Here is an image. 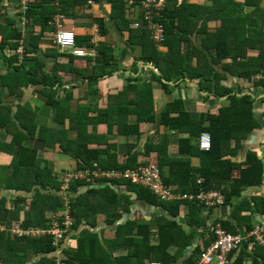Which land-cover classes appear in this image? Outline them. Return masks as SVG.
Listing matches in <instances>:
<instances>
[{"label": "trees", "instance_id": "obj_1", "mask_svg": "<svg viewBox=\"0 0 264 264\" xmlns=\"http://www.w3.org/2000/svg\"><path fill=\"white\" fill-rule=\"evenodd\" d=\"M88 1L63 0L61 8H57L54 0H31L25 9V5L20 0L15 17L0 7V14L7 17L5 24L0 22V57L4 59L6 64L4 66H9L5 77L3 74L0 75V93H3L2 86L10 89L8 94L4 91L7 110L0 106V131L5 129L8 132L13 128L10 143H5L0 139V185H6L4 189H1L2 192L11 190L14 193L10 202L6 195L0 197V248L3 247L0 250V263L35 264L32 259L42 255L43 259L40 264H144L145 259H151L152 262L159 261L163 264H175L178 257L171 254L170 249L191 246L193 240L187 236L188 240L179 242L177 238L182 240L180 236H186V233L174 221L155 226L157 231L154 234L141 229L134 236L129 230L125 241L131 249L129 254L110 258L111 252L101 244L99 232L94 231L98 227L96 220L99 211H110L108 207L100 204L101 194L96 203L93 201L98 190L96 185L116 184L133 188L139 197H146L151 204L165 206L167 209L174 208L169 209L172 219L176 218V213L181 206L188 205L190 212L187 214V221L189 227L193 229L205 227L207 223L203 220L202 213L206 209L211 211L217 207L198 206L184 199L163 202L148 188L125 179L106 176L99 178L93 172H121L137 169L140 166L156 165L161 170L163 182L172 189L175 196L198 193L201 189L210 191L215 187L225 195L223 206L234 205L233 200L241 197L244 190L252 186L263 185L261 175H263L264 167L258 156L253 153L247 155L243 162L249 164V167L241 169L240 163L233 158L232 160L225 158V154L229 153L234 157L236 150L231 149L232 144L238 143L239 148L242 141L259 127L255 109L257 104H264V97L258 99L259 94L254 97L251 94L239 96L242 94L240 91L242 88L239 87L238 80L249 82L264 94V78H257L264 75V41L259 40L260 45L256 49L259 52L257 57H248L247 55L251 54L249 51H244L245 56L239 55L238 51L231 49L226 41L221 40L220 27L217 32L206 30L212 21V15L220 18L229 15L226 9H214L216 6L211 9L202 5L197 7L186 0L180 4L178 0H167V7L157 19L164 25L165 32L164 42L159 45L151 39L147 20H144L140 13L139 0H135L133 6L129 5L128 0H94L95 8L100 11L99 15L94 10V6L88 4ZM82 5L83 11L80 9ZM235 8L236 14H232L229 8V23L237 29V25L240 26L241 23L243 4H238V6L236 4ZM87 9H92L93 12L85 13ZM57 12L64 13L67 22H73L72 25L89 29L84 36H79V44L85 42L91 47L94 46L95 43L92 42V45L89 42L90 33L96 25L99 27L100 37L97 46L99 55L94 60V64L88 65L87 72H85L87 69L84 72L78 70L86 76L89 83L97 84L101 78L104 79L105 75L106 78L107 75L112 76L119 66L115 54L117 49L131 54L128 49L134 50L136 46H140L141 54L138 58H132L133 64L143 62V68L150 65L142 70L144 73L148 69L151 70L149 81L142 82V76L128 78L134 84L128 89L132 91L133 87L136 88L134 90L136 98L126 104V99L122 96L124 92H122L116 97L115 115L111 114L116 119V124L119 125L117 134L128 138L127 159L124 164L117 161L118 144H107L105 149L95 147L93 144L97 142L93 137L97 136V131L88 134L86 116L79 117L80 111L70 110L69 99L72 97L70 93L72 88L65 87L64 78L60 74L62 68L59 57L61 54L54 48L43 52L42 58L53 60L50 70L46 69L38 55V44L45 31L51 29L52 26V31L55 32L52 22ZM250 17L252 14H246L244 18L248 21ZM135 22H138V27L134 26ZM36 25L41 27L37 35L33 28ZM254 32L257 31L244 32L243 37L247 45L255 39L254 37H264L262 34L254 35ZM111 35L115 40L107 41V37ZM103 37H105V42ZM228 39L237 40V34L229 35ZM49 42L52 43L51 40ZM20 46L24 50L22 59L18 53ZM31 53L34 56H31ZM69 57L73 58V56ZM86 59L92 61V58ZM227 59H231V62H226ZM69 71L72 73L73 69L69 67L67 72ZM255 78H257L256 81ZM154 81L158 82L163 95L164 105L158 111L155 109L153 96ZM190 83L197 84V87L191 86ZM16 85L20 87L17 90ZM25 88L30 89V92L40 93V99L43 100L46 109L51 112L50 115L56 123L64 124L66 128L68 124V130L75 129L76 143L65 142L66 136L63 138L62 132L42 125V119L37 117L36 112L29 109L28 101L27 103L19 101L15 109L14 104L8 103L13 99L9 98L17 94V91L24 95ZM192 90H197L200 101L206 102L214 98L213 109L209 108L204 112L193 114L188 105L190 100L188 96ZM204 92L207 95H203ZM16 109H18L17 113L14 111ZM132 113L138 118L134 125L126 119ZM14 118L20 122L19 127L16 126L17 122H11ZM109 118L103 120L108 121ZM142 122L152 123L164 130L158 143L147 142L144 145V151L140 154L150 156L152 152H157V157L146 163L138 162V153L135 151L138 147L137 142L143 135L140 127ZM108 131H113V128H109ZM172 133L179 135L178 144L181 155L200 160L197 168L193 169L189 158H172L168 155L167 150ZM203 133L211 135L212 148L209 151L200 149L199 142ZM130 137H136V143L132 142ZM37 142L44 143L42 146L44 156L51 155L47 150L50 148L75 158L77 166L73 171H69L71 176L91 172L88 176L91 179L72 178L68 180L67 172L63 173L64 170L56 169V162L52 164L54 162L47 157L40 160L39 148L34 146ZM234 148L237 149V146ZM104 154L106 158L103 157ZM3 155L12 157L10 165L2 164ZM165 165L170 168L168 176L164 173ZM237 168H240V177L232 180L231 172ZM199 178L205 180L202 185L198 183ZM106 189L109 191L110 187ZM21 191L25 192L23 195L30 193L33 195L27 201L19 194ZM9 204L12 208L7 207ZM240 205L235 210H242ZM255 207L261 214H264V200L261 203H255L254 206H248L252 214L255 213ZM3 213L7 215V219L2 217ZM46 213L51 214L49 218ZM67 215L71 226L63 223ZM105 215L110 217L109 214ZM113 216L118 218L121 214L115 211ZM246 219L247 222L244 225L246 232L243 234H236L237 229L234 230V227L226 222L217 223L213 228L208 226L205 231L209 232V235L204 239L207 248L200 251L201 248L197 247L199 251L195 250L185 263L198 264L201 254L216 241L217 226L233 235H245L257 228L253 226L251 217ZM53 221H58L60 229L64 231L60 238L52 232L37 238L26 235L18 236L14 233L17 226L24 231H28L29 228L33 231H52ZM83 227L85 228L80 231L82 234L79 235L78 230ZM194 234L195 232H192L193 236ZM155 238L156 243L152 242ZM69 239L77 241L74 249L67 244ZM248 244L249 242L246 241L230 253L229 264H264V247L257 245L254 250H248ZM58 252H61L60 257ZM132 257H138V260L131 262Z\"/></svg>", "mask_w": 264, "mask_h": 264}, {"label": "crops", "instance_id": "obj_2", "mask_svg": "<svg viewBox=\"0 0 264 264\" xmlns=\"http://www.w3.org/2000/svg\"><path fill=\"white\" fill-rule=\"evenodd\" d=\"M135 1V0H134ZM190 1L191 4L199 7V6H206L208 8H213L214 9H226V11L229 13V15H226L225 18H220L216 17V15H212L211 19L212 21L210 22L209 26L206 28L207 32H217L218 27L221 28V40L226 41L228 46L233 49L238 51L239 55H244V51H249L251 54L247 55L248 57H257L259 55L258 46L260 45V39L264 41V37L262 36H257L254 37L255 39L249 44H246V39L243 37L244 32H247V30L250 31H257L254 32L253 34L259 35L262 34L264 35V0H186ZM140 2V0H139ZM20 0H2L0 3V7L2 9H5V11L15 17L18 13V6H19ZM180 4V3H179ZM236 4H243V14L241 17V23L240 26H238L237 29H235V26L231 23H229L230 20V10L232 11V14H236ZM56 6V5H55ZM84 9L83 5L80 7V9ZM230 8V10H229ZM82 9V11H83ZM97 9L94 7V10ZM141 10V9H140ZM81 11V12H82ZM87 12H93L92 9H87L85 13ZM252 14V17L246 21L244 18L245 15ZM0 22L5 24L7 22V17L3 14H0ZM69 23L72 24V22L68 21ZM234 22V21H233ZM32 23V22H31ZM30 23V24H31ZM71 24L67 25V28L73 29V31L76 32L77 34V41H76V48H71V47H63V48H58L56 45L54 46L53 43H50L49 41L53 40V35L52 31L53 27L51 26V29L48 31H45L43 34L42 38H40V42L38 44V55L42 62L44 63L46 69H49L52 67L53 60L48 59L46 57L42 58L43 52L49 51L51 48L56 49L61 56L59 57V62L63 58V61L65 64L60 63L61 65V76L62 78H69V82L65 83L66 88H72L71 93V98L69 99V107L70 110L73 112H79L80 115L79 117L86 116V121L88 126V134L92 131H97V136L93 137L96 139L95 144H93L95 147L103 148L107 146V144L110 143H117L118 144V149H117V161L120 164L126 163V154H127V141L128 138L118 135L117 131V125L116 124V119L113 118V114L115 115V108L117 107V99L116 97L120 95L122 92H124V99H126V104H129V101L136 98V93L134 90L136 89L133 87L132 91L128 88H130L133 84V81L129 80V77L137 78L142 76V82L149 81L151 79V75H149V79L145 78V73L142 71L143 69H147L150 65H146V68L144 67L143 62H138L137 65H134L132 58L135 56L138 58L141 54V47L136 46L134 50L131 48L128 49L129 52L125 53L121 49H117L116 51V59L119 61V66L118 68L113 72L112 76L110 77L106 75L103 78L100 79V82L97 84H94V82L89 83L86 79V76H83L82 72L88 71V65L94 64V60L98 57L99 51L97 49L99 39L95 38L98 43H96L94 46H89L87 43L79 44V36L82 35L84 36L88 30L84 31L85 27H76L72 26ZM33 25V23H32ZM51 25V23H50ZM228 25V27H226ZM34 28L35 34H39L41 31L40 25H36ZM80 32H78V31ZM262 32V33H261ZM237 34V40H229L228 37L229 35H234ZM112 36V35H111ZM107 37V41H112V39L115 40V38L112 36ZM100 37V36H99ZM92 32L90 33V39L89 42L92 44ZM117 40V39H116ZM105 42V37L103 39ZM93 45V44H92ZM122 46V45H121ZM234 47L236 49H234ZM248 52V54H249ZM120 53V54H119ZM35 55L36 52H34ZM34 54H30L31 56H34ZM126 55V60H121V56ZM129 55V56H128ZM73 56V58L69 57ZM245 56V55H244ZM86 58H92V61L87 60ZM128 58V59H127ZM73 60V61H71ZM129 60V61H128ZM196 60V59H195ZM231 59H227L226 62L230 63ZM196 62V61H194ZM125 63V64H122ZM4 65V59L0 57V75H6L8 72V65L5 67ZM73 69V72L71 73L70 71L67 72L68 68ZM88 67V68H87ZM76 69V70H75ZM154 70H157L153 68ZM70 70V69H69ZM75 70V71H74ZM82 71L81 73L78 71ZM8 76V75H7ZM3 77V78H4ZM237 80V79H236ZM243 81V80H241ZM244 82V81H243ZM138 83V82H137ZM240 84L239 87L242 88V94H239V96H243L245 94H251L253 97L257 94L258 99L264 97V94L261 92L260 89L252 86L249 82L248 84ZM142 84V83H138ZM194 85L197 87V84L190 83V85ZM191 85V86H192ZM17 86V85H16ZM20 87H15V89H19ZM153 96H154V103H155V109L158 111L164 104H163V95L161 94V91L159 89L158 83H153ZM1 89L3 90V93H0V106L2 108L6 109V94L9 93L10 89L2 86ZM14 89V90H15ZM5 91V93H4ZM24 95L22 92L17 91V94H13V97H10L9 99L13 98L11 101H8V103L14 104V109L17 107L16 105L19 103V101H23L24 103H27L28 101V106L29 109L37 113V117H40L42 125L49 127V128H54L60 132H62V136H66L64 139L65 142H70V143H76L77 141V132L75 129H67L64 124H58L56 123L51 115L50 111L45 107V104L42 99H40V93L36 92H30V89L25 88L24 90ZM29 91V92H28ZM191 93L189 97V109L192 111L193 114H198L201 112L206 111V109H213V104H214V98L210 99V101H200L198 99V93L197 90H192L190 91ZM203 95H207V93H202ZM23 98L21 99V97ZM225 99V98H223ZM262 104V103H261ZM263 105V104H262ZM218 106V105H217ZM203 108V109H201ZM206 108V109H205ZM218 108V107H217ZM255 113L258 118V124L259 127L256 128L253 133H251L244 141H242L241 146L238 148V143L234 142L231 146L232 150H236V154L231 156L229 153L225 154V158L231 159L232 158L240 163V168L244 169L249 167V164L244 163L243 161L247 157V155L253 153L254 155L258 156L259 159L261 160L262 167H264V117L263 119L259 115V111L262 108L261 105L256 106ZM17 110L16 111L17 113ZM258 110V111H257ZM112 114V115H111ZM259 115V117H258ZM112 116V117H111ZM107 117H110L108 121H104L103 119L106 120ZM127 122L130 124H136L138 121L137 115L132 113L129 114ZM11 122H17V127L20 126V122L16 120L15 118L12 119ZM113 124V125H112ZM144 125H149L150 129L149 130H144L143 131V126ZM140 127L142 129V138L139 140L138 147L135 150L138 153V162L139 163H146L150 159L157 157V152L154 151L150 154V156H146L143 154H140L141 152L144 151V145L147 142H156L158 143L159 140V135L164 132L162 127L154 125L152 123L148 122H142L140 123ZM113 128V131H108ZM13 128H11V131L6 132L5 129L0 131L1 135H4L5 137H2L0 135V139L3 140L5 143H10L12 140V132ZM161 130L163 132H161ZM66 131V133H64ZM158 133V134H157ZM171 141L168 145V150L167 153L170 157L172 158H189L192 166L194 167L193 169L197 168L200 164V160L195 157H189L188 155H181L179 153V135L176 133L171 134ZM10 139L9 141L7 139ZM136 138V137H135ZM134 137H130L132 142L136 143V139ZM107 139V140H106ZM8 141V142H7ZM39 143V144H38ZM44 143L42 142H37V144H34V146H38L39 148V156L40 160H43L44 158H49L51 159L54 164L56 162L57 167L56 169L58 170H64L63 173L68 174V176H71L72 174L69 173V171H73L75 166H77V160L69 154H64L59 151H54L53 149L47 148V150L50 152L51 155H43V149L40 146H43ZM237 146V149L234 147ZM97 147V148H98ZM134 151V150H133ZM134 151V152H135ZM4 157H8L9 155H3ZM2 156V160H3ZM103 157L106 158V154L103 155ZM12 157H10V163H11ZM46 161V160H45ZM8 163L7 165H10ZM3 164V162H2ZM5 165V164H4ZM240 168H237L233 170L231 173L232 180H236L240 177ZM164 173L165 176H168L170 174V168L168 166H164ZM263 175H261V179H263V185L260 186H252L246 190H244L241 194V197L235 198L233 200L234 205H225L222 207H217L214 209H206L204 213H202V218L207 223V225L203 228H191L189 227L187 217L190 212V209L188 205L181 206L178 209V212L176 213L177 216L176 218H173L170 216L171 210L174 208H168L165 206H160L157 204H151L148 202L146 197H139V195L133 190V188H130L125 185H107V184H98L96 185V188H98L97 192L94 195V200L95 203L97 199L99 198V195L101 196L100 198V204L102 206H106L109 208V212L105 211H99V215L97 216V222H98V227L97 229L95 228V232H99L100 234V242L101 244L105 247V249L109 250L111 252V255L109 254L110 258H115L117 256H126L129 254V246L126 245L125 243L128 235V231L131 230L133 235L135 236L137 232L141 229H144L146 231L152 232L153 234L157 231V225L166 223L168 221H174L177 223V225L183 229V231L186 233V236H180L182 238L177 240L180 241H186L188 240L187 236L189 238H192V245L187 246L185 248L181 249H175L171 248L170 253L175 254L178 257V260L176 261L175 264H188V262L185 263L186 259L190 257L195 250H197V247H200L201 250H205L206 243L204 242V239L208 237V233L206 232L205 229L209 226L212 227L215 226L217 223L220 222H226L229 223L230 226L234 227V230L237 229L236 234H243L246 232L245 230V224L247 222L246 218L251 217L252 218V223L253 226L258 227V226H263L264 225V214H261V212L258 211V208H254L255 213L252 214L248 206H254L255 203H261L262 200H264V172H262ZM94 187V186H93ZM106 187H110L111 192L106 189ZM92 188V187H91ZM14 192V191H13ZM113 192V193H112ZM4 196L6 195L8 198L12 197L14 193L11 192V190H6L4 192H0ZM20 195L23 196L24 199L28 201L33 195V193L30 194H25L24 191H21L19 193ZM109 196L111 198H109ZM162 201V200H161ZM164 202V201H163ZM241 203L245 205H240ZM242 210H235L236 207H239ZM8 208H12V206L9 204L7 206ZM261 208V206H260ZM171 209V210H169ZM117 211V213L121 214L120 217L114 218L113 214ZM234 211V212H233ZM105 214H109L110 217H108ZM233 214V215H232ZM51 215V214H50ZM47 218H49L48 215H46ZM254 220V221H253ZM110 221V222H109ZM257 221V222H255ZM110 223V224H109ZM85 224V223H84ZM124 225V227H122ZM85 227L80 228L78 230L79 235L82 234L80 231H83ZM211 228V231H212ZM31 228H29L28 231H30ZM181 232V231H179ZM192 232H195L194 236L192 235ZM213 232V231H212ZM77 233V234H78ZM14 237V236H13ZM15 238V237H14ZM37 238V237H34ZM154 243L157 242V239H153ZM67 244L69 245L70 248L74 249L77 245V241L75 239H69ZM199 251V250H197ZM58 256L60 257L61 252L57 253ZM22 258V257H20ZM19 258V259H20ZM43 256L38 255L36 258L32 259V262L35 264H40L42 261ZM59 260V258H58ZM138 260V257H132L131 262H134ZM153 260L151 259H145L144 264H151ZM111 262V261H109ZM157 263H161L159 261H155ZM2 264V263H0ZM112 264V263H109ZM163 264V263H161Z\"/></svg>", "mask_w": 264, "mask_h": 264}, {"label": "built area", "instance_id": "obj_3", "mask_svg": "<svg viewBox=\"0 0 264 264\" xmlns=\"http://www.w3.org/2000/svg\"><path fill=\"white\" fill-rule=\"evenodd\" d=\"M31 0H21V3L25 5V9L29 5ZM183 0H178L181 3ZM89 3H92L90 1ZM129 5L133 6L135 1L128 0ZM141 10L140 13L144 20H147V25L151 31V39L154 40L156 44H162L165 38L164 25L160 23L157 19L161 16V12L167 7V0H140ZM54 26L58 29L54 42L59 46L71 45L74 46L73 36L61 29L60 19H55ZM135 27H138V22L134 23ZM21 57L24 55L23 48L18 50ZM258 79L264 78V75L258 76ZM199 146L201 150L209 151L212 147L211 135L209 133H203L200 137ZM91 172L81 173L80 175L72 176L71 178H87L91 179ZM93 174L99 178L104 176L109 178L125 179L139 186H143L152 191L160 200L170 201L175 198L189 200L194 202L196 205H205L206 207L221 206L225 202V197L219 189L215 187L210 191H204L201 189L198 193L183 194L175 196L169 187H167L161 177L160 169L155 165L140 166L137 169H131L121 172H96ZM105 177V178H106ZM68 181V180H67ZM205 182L204 178H199L198 183L202 185ZM67 212V211H65ZM64 224L71 226V221L69 216H66ZM16 229V230H15ZM14 233L18 236H45L46 233L52 232L57 238L62 237L64 231L60 229L58 221H53L52 231H24L17 226ZM216 241L210 246V248L201 254L200 261L198 264H227V254L232 249L238 248L244 242L248 241V250H254L257 245L264 247V227H257L251 230L245 235H233L224 230L222 227L217 226L215 229ZM215 258L217 262L214 263ZM158 264V263H153Z\"/></svg>", "mask_w": 264, "mask_h": 264}, {"label": "rangeland", "instance_id": "obj_4", "mask_svg": "<svg viewBox=\"0 0 264 264\" xmlns=\"http://www.w3.org/2000/svg\"><path fill=\"white\" fill-rule=\"evenodd\" d=\"M95 11L97 12V14L99 15V13H100V11L98 10V9H95ZM73 23V22H72ZM69 24H71V23H69V22H67V23H65V27L67 26V25H69ZM72 25V24H71ZM73 26V25H72ZM74 27V26H73ZM70 29V28H69ZM71 30H73V29H71ZM86 30H89V29H86V28H84V31H86ZM78 31V30H77ZM79 32V31H78ZM80 33V32H79ZM96 38L97 39H99V34H97V36H96ZM103 39H104V37H103ZM96 43H98V41L96 40ZM20 48H21V46H20ZM20 48H18V50H20ZM11 52H9V54H10ZM120 54V53H119ZM129 56V55H128ZM126 55L125 56H121V60H126ZM136 57V56H135ZM22 58H24L23 56L21 57V59ZM124 58V59H123ZM128 59V58H127ZM129 61V60H128ZM130 63L132 62V61H129ZM60 63H62V64H65L64 63V61H63V58L60 60ZM122 64H125V63H122ZM156 71V70H155ZM149 75H151V70H147V72L145 73V78L146 79H149ZM257 80V78H255V81ZM64 82H66V83H68L69 82V78H64ZM155 83H158V82H156V81H154ZM153 82V83H154ZM239 82H241L242 84H248V82L247 81H241V80H238V83ZM192 85V84H191ZM193 87H195L194 85H192ZM6 99V98H5ZM189 105V104H188ZM259 105H261L262 106V108L260 109V113H259V115H260V117L263 119V117H264V104L262 105L261 103H259V104H257L256 106H259ZM201 109H203V108H201ZM206 109V108H205ZM256 109H258V108H256ZM207 110V109H206ZM258 111V110H257ZM259 115H258V117H259ZM70 125V124H69ZM150 129V126L149 125H144L143 126V131L145 130H149ZM92 132V131H91ZM161 132H163L162 130H161ZM158 134V133H157ZM1 135V134H0ZM159 135V137H161V135L160 134H158ZM2 137H5L4 135H1ZM8 141L10 140L9 138L7 139ZM7 141V142H8ZM42 147V146H41ZM10 157L11 156H8V157H3V160H2V162H3V165L5 164V165H7L8 163H10ZM51 163V162H50ZM52 164H54V163H52ZM53 168H54V165H53ZM69 177V176H68ZM6 187V185L5 184H1L0 185V192H2V190L1 189H4ZM45 192V191H44ZM1 195L2 194H0V197H1ZM13 197H14V195L12 196V197H10L9 199H8V201L10 202V200H12L13 199ZM7 201V202H8ZM21 215V214H20ZM46 215H48V216H50V214L49 213H46ZM2 217L3 218H5V219H7V215L5 214V213H3V215H2ZM10 223H11V220H10ZM17 223V222H16ZM15 223V224H16ZM14 224H12V226H13ZM37 237H39V236H37ZM3 249V247H1L0 248V250H2Z\"/></svg>", "mask_w": 264, "mask_h": 264}, {"label": "clouds", "instance_id": "obj_5", "mask_svg": "<svg viewBox=\"0 0 264 264\" xmlns=\"http://www.w3.org/2000/svg\"><path fill=\"white\" fill-rule=\"evenodd\" d=\"M90 1H92V3H89ZM185 1V0H184ZM62 2H63V0H54V3H55V5L57 6V8H61L60 6H61V4H62ZM88 4L89 5H91L92 7L94 6V4H95V1L94 0H89L88 1ZM95 7V6H94ZM60 19V21H61V29L63 30V31H67V32H69L72 36H73V39H74V46H71V45H65V46H59L58 44H56L55 42H54V38H55V35H56V33H57V31H58V29H56V27H54V29H55V32H54V35H53V40H52V43H53V45L55 46H57L58 48H63V47H71V48H76V41H77V34H76V32L75 31H73V30H70L69 28H67V27H65V23H67V18H66V15L64 14V13H62V12H57L56 14H55V16H54V21L52 22L53 24H54V22H55V19ZM66 18V19H65ZM24 22H26V21H24ZM23 22V23H24ZM55 25V24H54ZM97 34H99V27L96 25L95 26V28L93 29V31H92V42L93 43H95L96 44V36H97ZM212 148V147H211ZM63 188V187H62ZM64 189V188H63ZM39 229H41V228H39ZM42 231H46V230H42ZM48 232V231H47ZM153 263H157V262H152L151 264H153ZM158 264H161V263H158Z\"/></svg>", "mask_w": 264, "mask_h": 264}, {"label": "bare ground", "instance_id": "obj_6", "mask_svg": "<svg viewBox=\"0 0 264 264\" xmlns=\"http://www.w3.org/2000/svg\"><path fill=\"white\" fill-rule=\"evenodd\" d=\"M155 166H156V165H155ZM157 167H158V166H157ZM158 168H159V167H158ZM159 169H160V168H159ZM160 172H161V170H160ZM71 177H72V176H69L68 180L72 179ZM161 177H162V173H161ZM108 180H109V179H108ZM113 180H114V179H113ZM164 184H165V183H164ZM165 185H166V184H165ZM166 186H167V185H166ZM167 187H168V186H167ZM169 188H170V187H169ZM170 189H171V188H170ZM171 191H172V189H171ZM220 191H221V190H220ZM172 192H173V191H172ZM221 192H222V191H221ZM222 194H223V192H222ZM223 195H224V194H223ZM176 196H178V195H176ZM224 197H225V195H224ZM175 200H178V198H175V199L170 200V201H175ZM170 201H168V202H170ZM224 204H225V202H224ZM224 204H223V205H224ZM223 205H221V206H223ZM212 207H219V206H212ZM207 208H211V207H207ZM258 227H259V226H258ZM262 227H264V226H262ZM211 245H212V244H211ZM209 248H210V247H209ZM209 248H208V249H209ZM208 249H207V250H208ZM236 249H237V248L232 249L230 252H228V254H227V264H229V262H230V261H229V258H228L229 255H230V253L233 252V251L236 250ZM207 250H206V251H207ZM203 253H204V252H203ZM200 257H201V256H200ZM199 261H200V260H199ZM216 262H217V259L215 258L214 263H216Z\"/></svg>", "mask_w": 264, "mask_h": 264}]
</instances>
